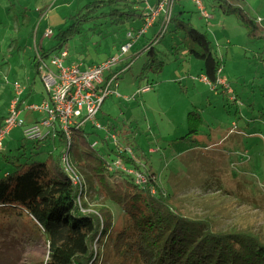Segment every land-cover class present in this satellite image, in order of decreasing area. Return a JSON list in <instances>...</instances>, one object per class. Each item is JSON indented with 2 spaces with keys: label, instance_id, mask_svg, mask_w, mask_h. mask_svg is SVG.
<instances>
[{
  "label": "rangeland",
  "instance_id": "374dc122",
  "mask_svg": "<svg viewBox=\"0 0 264 264\" xmlns=\"http://www.w3.org/2000/svg\"><path fill=\"white\" fill-rule=\"evenodd\" d=\"M94 1L112 6L113 0H0V122L14 98V83L27 88L28 104H38L42 92L46 95L40 75L33 70V59L42 48L49 52L56 47L58 40L55 36L43 39L44 31L50 28L57 35L67 30L71 18ZM115 1L125 4L129 0ZM202 1L209 19L200 16L192 0H175L172 13L185 10L186 15L179 17L207 33L223 63L220 77L233 93L202 82L204 63L173 49L183 43L184 35L174 31L171 21L154 44L157 58L165 62L162 71H143L148 60L146 47L154 39L150 31L136 45L138 57L130 70L120 76L117 90L121 97L109 96L97 117L98 123L117 135L121 147L133 152H120L113 141H104L106 131L91 123L81 136L91 146L98 143L95 152L108 165L122 159L128 166L135 162L134 168L123 164L124 169L146 178L151 169L165 191L174 194L175 205L186 216L210 219L217 230L252 229L264 237V38L250 39L238 20L221 10L223 0ZM228 1L243 8L264 31V0ZM137 23L139 19L123 25L106 18L85 22L80 34L66 46L69 57L88 65L104 62L119 54L126 33L135 30ZM148 84H152L151 91L139 94ZM194 105L203 125L193 142L184 141ZM37 115L23 110L21 118L28 125ZM81 148L76 142L73 153ZM51 151L47 141H28L20 127L0 150V177L20 165L46 162L61 153V149ZM81 194V205L85 202L90 211L106 207L116 227L123 225L124 213L114 202L104 195H91L85 184ZM1 223L0 264H45L49 246L34 227L29 229L19 219L5 226ZM95 249V257L101 255L98 264H122L106 241Z\"/></svg>",
  "mask_w": 264,
  "mask_h": 264
},
{
  "label": "trees",
  "instance_id": "16d2710c",
  "mask_svg": "<svg viewBox=\"0 0 264 264\" xmlns=\"http://www.w3.org/2000/svg\"><path fill=\"white\" fill-rule=\"evenodd\" d=\"M136 4L113 0L112 6L104 1L83 6L71 18L70 27L55 35L58 45L49 52L43 49L44 54L65 49L68 42L80 34L85 22L106 18L123 25L143 19V14L135 9ZM219 6L226 15L238 20L250 39L264 38L256 19L250 18L243 8L228 0H223ZM180 15L183 13L171 14L174 31L184 35L183 43L173 49L201 60L204 77L219 88L222 60L216 56L207 33ZM155 43L146 47L148 60L143 66L144 72L150 69L159 73L165 65L157 58ZM202 125L201 113L195 107L189 112L188 133L182 139L193 142ZM82 132L75 134L71 147L62 139L61 152H70L91 195H104L121 208L123 225L116 227L106 207L90 211L85 202L81 205L78 187L61 166V153L46 162L20 165L15 172L0 177L1 225L19 219L29 229L34 227L49 246L45 264H98L101 255L95 257V247L105 241L122 264H264V237L258 231L217 230L210 219L186 216L175 205L174 194L165 191L151 169L147 170L148 181L144 186L121 171L110 173L106 160L91 148L86 137L81 136ZM76 142L82 148L73 153Z\"/></svg>",
  "mask_w": 264,
  "mask_h": 264
},
{
  "label": "built area",
  "instance_id": "2783aa9c",
  "mask_svg": "<svg viewBox=\"0 0 264 264\" xmlns=\"http://www.w3.org/2000/svg\"><path fill=\"white\" fill-rule=\"evenodd\" d=\"M192 1L203 18L209 19L211 17L202 0ZM137 2L138 5L135 9L142 10L143 14L142 26L133 31H128L125 36L126 42L119 48V54L110 56L104 62L91 65L84 62L70 63L66 48L49 54H44L43 50L37 51L34 62L47 98L41 104L27 105L26 109L43 113L45 117L32 125L25 124L21 118V96L24 87L20 83H14L15 97L11 102L8 115L0 125V150H2L5 140L12 130L18 127L24 129L23 135L28 141L46 142L63 139L67 147H71L75 134L83 131L84 127L91 123L95 128L106 131L107 136L104 141H113L120 152L129 153V155L133 152L127 147H121L117 135L109 132V127L98 123L97 117L103 103L109 96L121 97L117 90L120 76L130 70L134 58L138 57V54L131 53L136 43L148 33L149 29L154 27L157 21H159V32L153 41L158 42L164 36L171 22L175 0H156L155 5H151L150 0H137ZM161 15L162 18H160ZM54 36V31L49 28L44 31L43 39ZM201 81L210 84L206 77H203ZM217 85L224 88L228 94L233 93L225 80L218 79ZM113 86L115 89L112 88ZM151 88V85H147L138 93H147L151 91ZM214 88L216 89V87ZM97 146L98 143H95L91 147ZM60 160L61 166L82 195L81 191L84 184L86 186V182L83 175L75 167L70 152L62 151ZM123 160L116 162L113 166L112 164L108 165L110 166L109 172L121 171L129 175L136 184L144 186L148 178L131 169H124ZM125 160L134 161L133 159ZM124 165L134 168L130 164L129 166Z\"/></svg>",
  "mask_w": 264,
  "mask_h": 264
},
{
  "label": "crops",
  "instance_id": "0c3cea01",
  "mask_svg": "<svg viewBox=\"0 0 264 264\" xmlns=\"http://www.w3.org/2000/svg\"><path fill=\"white\" fill-rule=\"evenodd\" d=\"M128 2H137V0H129ZM150 3H151V5H155L156 4V0H150ZM138 5V2H137V4L135 5V7ZM175 5V4H174ZM174 7V6H173ZM182 8H184V7H182ZM182 8H181V10H182ZM196 10H197V8H196ZM198 11V10H197ZM140 12L142 13V10H140ZM183 14H185L186 13V11L185 10H182L181 11ZM199 13V12H198ZM200 14V13H199ZM186 15V14H185ZM201 16V15H200ZM163 16L161 15V17L160 18H162ZM202 17V16H201ZM137 24H139L137 27H134L133 29H138V28H140L141 26H142V24H143V19L141 18V19H139V23H137ZM151 31V35H152V37L153 38H155V36L158 34V32H159V21H157V23L154 25V27H152L151 29H149V31H148V33L147 34H149V32ZM157 33V34H156ZM44 34V33H43ZM146 34V35H147ZM145 35V36H146ZM143 38V37H142ZM141 38V39H142ZM140 39V40H141ZM146 39H147V37H146ZM139 40V41H140ZM148 40V39H147ZM138 41V42H139ZM159 41V40H158ZM126 42V37L124 38V40H123V42L121 43V45L122 44H124ZM138 42L136 43V45L138 44ZM156 43H158V42H156ZM41 44H43V42H41ZM136 45L132 48V51H131V53H134L135 54V51H134V49H135V47H136ZM67 49V48H66ZM42 50H43V48H42ZM45 51V50H44ZM110 56H113V55H110ZM109 56V57H110ZM108 57V58H109ZM107 58V59H108ZM33 62H34V59H33ZM69 62L70 63H75V61H73L71 58H69ZM78 63V62H77ZM96 64H98V63H96ZM88 65V64H87ZM90 65V64H89ZM33 70H35V72H36V74L37 75H40L39 74V72L37 71V68H36V65H35V63H34V65H33ZM203 76H205V74H203ZM221 79H222V77H220ZM149 85V84H148ZM210 85V84H209ZM210 86H212V88H214V86L213 85H210ZM215 89V88H214ZM217 90V89H216ZM13 91L15 92V90H14V87H13ZM29 94L30 93H28V90H27V88L25 87L24 88V91H23V94H22V96H21V116H22V111L23 110H25V111H29V112H31V113H33V114H38L33 120H32V124H34V123H36V122H39L42 118H44L45 117V115L43 114V113H39V112H32V111H30V110H27L26 109V106L27 105H30V104H28L27 103V101H29V100H27L28 98H29ZM13 95H14V97H15V93H13ZM47 98V95H45V93L43 94V92H42V96H41V100H40V103H38V104H41L45 99ZM14 99V98H13ZM13 101V100H12ZM11 105V104H10ZM195 107H197V106H193V108L192 109H194ZM10 109V108H9ZM191 111V110H190ZM189 111V112H190ZM8 113H9V110H8V112H7V114L2 118V120H1V124H2V122L4 121V119H5V117L8 115ZM32 124H28V125H32ZM19 128L20 127H18V128H15V129H13L12 130V132L13 131H15V130H19ZM22 129V131H23V128H21ZM11 132V133H12ZM10 133V134H11ZM7 141V138H6V140H5V142ZM47 142H49V144H51V146H52V151L50 152V154H52V152L55 150L56 152L59 150V149H62V145H61V141H52V140H48ZM4 147V146H3Z\"/></svg>",
  "mask_w": 264,
  "mask_h": 264
}]
</instances>
